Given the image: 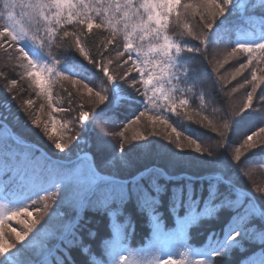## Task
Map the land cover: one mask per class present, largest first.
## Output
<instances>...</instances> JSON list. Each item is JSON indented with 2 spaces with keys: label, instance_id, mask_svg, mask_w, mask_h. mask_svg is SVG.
Segmentation results:
<instances>
[{
  "label": "snow or ice",
  "instance_id": "1",
  "mask_svg": "<svg viewBox=\"0 0 264 264\" xmlns=\"http://www.w3.org/2000/svg\"><path fill=\"white\" fill-rule=\"evenodd\" d=\"M231 3L232 0H199V3L186 4H182L181 0H142L137 6L133 0H123V2L109 0L107 4L104 0H97L96 4H93L92 0H36L35 3H25L24 0H0V49L4 51L9 61L16 62L12 69L16 78L11 80L5 91L7 93L18 91V81L29 79L34 85L33 90H38V94L43 95L51 106L53 105L52 87L60 77H63L64 81H70L72 86L81 85L83 93L81 88H75V91L69 88L65 97L67 107L59 109L63 115L70 117L66 122H61L52 115L49 122L42 123L41 115L31 110L34 107L32 99H28L23 108L32 117L30 120L32 125L43 127L49 138L56 139L54 147L58 151L69 150L70 145L79 139L80 124L107 100L105 91L102 88L95 90L82 80L57 72L52 65L37 63L20 43L31 40L50 47L51 42L58 38L59 32H62L63 37L74 41L79 52L93 62L97 61L92 60L91 56L102 55L103 49L108 48L109 53L115 50V57L109 59L107 63L116 65L119 69L116 75H113L103 63H99L107 79L127 80L147 97L154 111L167 108L177 113L178 107H187L189 101L174 95L178 92V77L174 65L176 54L182 50V47L169 35L170 18L172 31L183 25V28L187 29L184 35L206 44L218 18L224 15ZM18 8L29 11L18 14L16 11ZM189 11L193 12L191 18L196 20L199 28L186 22L189 19L187 16ZM116 15L120 16L119 20L115 18ZM94 16L99 18L98 23H95ZM62 20L66 24L81 27L77 31L58 29L56 26L60 25ZM121 23L123 24L122 51L115 48L117 35L120 32L118 26ZM41 24L44 25L45 36L39 35ZM33 25L36 26L35 30ZM94 26L101 31V34L103 30L108 31L110 36L106 37L100 47L90 55V51L85 48V41L91 40L87 33H92ZM190 50L203 52L205 58L208 52L202 47ZM125 53L128 54L126 59ZM245 53L247 62L239 63V67L231 73V80H236L246 69L250 70L251 79L246 80L245 83L252 87L238 110L241 113L253 107L254 95L264 81V76L257 75L258 68L253 63L264 62V43L254 46L241 43L227 53V58L216 63L212 68L214 73L218 74L228 64V58L236 59ZM257 53L261 55L257 56ZM15 68L21 71L17 73ZM0 75L4 73L0 72ZM239 87L244 88L245 84H240ZM9 97L10 100H7L11 103L15 97L10 95ZM201 99L203 100V97ZM259 99H264V96ZM84 108L89 110H82ZM43 110L44 106L40 105L38 112L42 113ZM223 111L225 118L220 122H213L208 116L196 119V122L218 134L219 139L212 146H202L191 137L182 140V133L177 131L167 118L154 115L149 110L140 112L123 131L111 133V136L121 141L120 153H124L126 149L124 144L146 138L143 132L134 127L145 118L144 124L147 129L151 130L157 124H162L166 126L164 131L169 139L175 134L173 141L178 148H194L196 151L214 155L213 147L218 149L227 144L232 119L236 116L228 105ZM10 112V108L9 114L0 112V175L7 176L9 185H15L11 201L25 199L26 202L19 207H7L0 203V264H50L48 258L53 256L58 248L65 254L74 247H80L84 253H89V246L84 244L81 235L83 227L81 213L86 208H98L107 213L109 227L113 233V237L104 242L109 254L118 257V264H136L135 261H130L127 255L122 254L121 242L125 238V224L117 220V216L123 214L120 215V219H127L131 226V218L126 215L125 205L131 207L129 201L132 200L135 201L139 211L150 217L152 221L153 236L150 242L154 250L152 253H158L159 249L164 247L179 245L188 217L177 216L176 234H170L162 230L157 211L158 195L163 190L159 179L167 175L163 168L151 166L125 175L123 173L131 165L122 156L106 160L104 163L109 165L107 168L89 160L87 155L78 157L75 162H41L33 157L27 145H23L21 140L9 130ZM73 112L78 115H73ZM187 119L193 120V115H187ZM169 128L171 132H168ZM129 129H132L130 137L125 134ZM261 145H264V126L243 137L232 147L231 155L239 166L241 174L251 186H255V192L264 197V184L256 183L252 179L250 167L252 162L245 159L252 149ZM230 183L224 177L216 176L215 181L210 185L208 201L201 213L210 216L222 207L232 212L231 223L221 238L222 247L219 251H213L211 256L217 257L226 252L229 242L236 243L241 251L255 244L259 246L261 253L260 260L255 264H264V205L239 186L224 190L219 187L221 184ZM66 186L71 190L67 196H64L63 189ZM32 191L39 193L35 199L27 196ZM41 192H45L46 195L41 197ZM58 202L64 205L63 212L57 211L61 208ZM182 206L176 202L170 206L169 211L176 215L177 210ZM30 207L37 213L35 217L29 211ZM192 211L195 212L196 209L193 208ZM18 217H24L18 221L22 226L20 230L7 223ZM88 236L95 238L96 231L89 230ZM245 241L248 242L247 245ZM26 242L27 247H25ZM183 256V259L175 260L172 259V255H168L167 259H156L149 261L148 264H208L204 257L188 260L187 252H184ZM248 260L254 258L248 257L241 261V264H248ZM92 264H95V261H92Z\"/></svg>",
  "mask_w": 264,
  "mask_h": 264
},
{
  "label": "trees",
  "instance_id": "2",
  "mask_svg": "<svg viewBox=\"0 0 264 264\" xmlns=\"http://www.w3.org/2000/svg\"><path fill=\"white\" fill-rule=\"evenodd\" d=\"M24 2L35 3L36 0H24ZM133 2L138 6L142 0H133ZM190 2L199 3V0H181L182 4ZM92 3L96 4L97 0H92ZM104 3H109V0H104ZM20 9L22 12L29 11ZM193 15V12L189 11L187 13L189 19L186 22L199 28L196 20L191 18ZM93 18L95 23L99 22V18L95 16ZM115 18L119 20L120 16L116 15ZM35 27L33 25L34 30ZM56 27L67 31H77L81 26L66 24L62 20L61 24ZM118 27L120 32L117 35L115 48L122 51L123 24L121 23ZM169 28V35L182 47V50L176 54L174 65V71L178 77V92L174 95L189 101L187 107H178L177 113H173L167 108L154 111L149 105L147 97L127 80L111 81L107 79L101 71L99 63H103L113 75H116L119 69L115 64L107 63L109 59L115 57V50L109 53L108 48L103 49L102 55L91 56L92 60L97 61L93 62L79 52L74 41L63 37L62 32H59L58 38L51 42L50 47L40 44L41 53L51 62L57 72L73 79L82 80L95 90L102 88L107 96V100L99 105L86 121L80 124L79 139L70 145L69 150L60 152L54 147L56 139L49 138L43 127L35 125L37 128L29 130L19 121L29 122L31 120L32 117L23 108L27 100L32 99L34 107L31 110L41 115L42 123L49 122L52 115H55L61 122H66L70 117L63 115L59 109L67 107L65 97L68 94V89L72 88L75 91V88H81L83 93L81 85L72 86L70 81H64L63 77H60L52 87L53 105L51 106L48 105L43 95L38 94V90H33L34 85L29 82V79L18 81V91L7 93L5 89L10 85L11 80L16 78V74L12 72L16 62L9 61L2 49H0V72L4 75H0V112L9 114L4 108V103L9 102V95L15 97L8 107L11 109L9 116L11 123L8 128L21 141L44 150L54 160L72 161L81 154L88 153L95 163L105 168L109 166L104 163L106 160L122 156L131 165L123 173L125 175L151 166L164 169L167 175L161 176L159 179L163 190L158 195L159 208L157 210L162 230L176 234L177 216L188 217L183 228V237L178 246L164 247L159 249L158 253H152L154 251L150 243L153 236L152 221L150 217L139 211L135 201L132 200L129 201L131 207L125 205L126 215L131 218V226L127 219H120V215L123 214L117 216L118 222L125 224V238L121 242L122 254L129 255L130 253L148 251L158 259H167L168 255H172V259L180 260L184 258L183 253L187 252L188 260L204 257L208 264H241V261L246 258L252 256L257 258L261 254L258 245L253 244L241 251L236 243L229 242L226 252L217 257L211 256L213 251H219L222 247L221 238L232 220L231 210L222 207L210 216L201 213L208 201L210 185L215 181L217 175L231 182L230 184H221L219 186L221 190L239 186L264 205V197L255 192V186H251L250 182L241 174L239 166L231 155L232 147L239 143L243 137L258 127L264 126V99H259L264 96V81L261 82L254 95L253 107L241 113L238 110L252 87L245 83L246 80L251 79L250 70L246 69L236 80H231V73L239 67V63L247 62V54H242L236 59L228 58V64L218 74H215L212 68L216 63L227 58V53L241 43L253 46L264 43V0H232L228 10L218 18L206 44L184 35L187 29H184L183 25L176 31H172L171 18ZM201 32H203L202 29ZM39 35H46L43 24L40 25ZM87 36L91 37V40L85 41V48L90 51L91 55L96 48L100 47L105 38L110 36V33L103 30L101 34V31L94 26L92 33H87ZM249 39L251 41L246 43V40ZM108 47L111 48V46ZM201 47L208 50L206 58L203 52L190 50ZM127 55L125 53V59ZM256 55L261 54L257 53ZM133 59H135L134 54ZM253 63L258 68L257 75L264 76V62L254 61ZM15 71L19 73L21 69L15 68ZM240 84H245V87L240 88ZM40 105L44 106L42 113L38 112ZM226 105L236 113V116L232 119L227 144L218 149L213 147L214 155L196 151L194 148H178L173 141L175 134H172V139H169L164 131L166 126L162 124H157L154 129H147L144 124L145 118H142L134 127L143 132L146 138L124 144L126 148L124 153H120L121 141L111 136V133L123 131L140 112L149 110L154 115H162L167 118L169 123L182 133V140L191 137L202 146H212L219 139L218 134L196 122V119L208 116L213 122H220L225 118L223 109ZM73 115H78V113L73 112ZM187 115H193V120L187 119ZM168 132H171L170 128ZM125 134L130 137L132 129H129ZM55 135L54 133L53 136L55 137ZM28 150L40 154L38 149L33 147ZM245 159L252 162L250 165L252 179L256 183L264 184V145L252 149ZM176 202L183 206L174 215L169 211V208ZM193 208L196 209L195 212L192 211ZM81 215H83L81 235L84 244L89 246V253H84L80 247H74L69 249L68 254H65L58 248L54 255L48 258L50 264L52 261L53 264H92V261H95V264H118V257L110 255L104 243L113 237L107 213L98 208H86ZM89 230L96 231L95 238L88 236ZM244 243L248 244L247 241Z\"/></svg>",
  "mask_w": 264,
  "mask_h": 264
},
{
  "label": "rangeland",
  "instance_id": "3",
  "mask_svg": "<svg viewBox=\"0 0 264 264\" xmlns=\"http://www.w3.org/2000/svg\"><path fill=\"white\" fill-rule=\"evenodd\" d=\"M246 41H245L246 43H249L250 39L246 40ZM20 43L25 47V49L29 52V54L32 56V58L37 63L51 65L47 61L45 56L41 53L40 47H39L40 44L38 42L27 40V41H21ZM8 107H9V102H5L4 103V108H5L6 111H8ZM19 122L20 123L22 122L24 124V126L27 129H29V130L32 129V128H37V127H35V125H32L30 123V120H29V122L22 121V120L19 121ZM31 155L33 157L37 158L38 160H40L41 162H45V163L46 162H51V161H56V160H53V159H50V158L48 159V157H46V156L44 157L42 155H34L32 153H31ZM85 155L88 156L89 160H92L91 155L87 154V153H84V154L80 155L79 157H83ZM14 190H15V185H9L7 176L6 175H0V203L5 204L7 207H19V206H22L26 202L25 199H19V200L11 201V194H12V192ZM70 190H71L70 187H68V186L64 187V189H63L64 196H67L69 194ZM53 191H54V189H53ZM38 194H39L38 191H32V192L28 193L27 196H30V197L35 199V196L38 195ZM44 195H46L45 192H41L40 193L41 197H43ZM58 203H60L61 208L57 209V211L58 212H63L64 211V208H63L64 205L62 204V202H58ZM53 207H55V205H53ZM29 211H31L33 213V217H35L37 215V213L35 212V210L33 208L30 207ZM23 218L24 217H18L17 219L7 221V223L10 224L11 227L17 228V230H20L22 226L19 224L18 221L23 219ZM27 246L28 245H27V242H26L25 243V247H27ZM127 257H128V259L130 261H135L136 264H148L149 261H154V260L158 259L155 256H153L151 254V252H148V251L140 252V253H136V254H131L130 253L129 255H127ZM9 260L11 262L12 258L10 257ZM249 264H254V262L251 261V262H249Z\"/></svg>",
  "mask_w": 264,
  "mask_h": 264
}]
</instances>
